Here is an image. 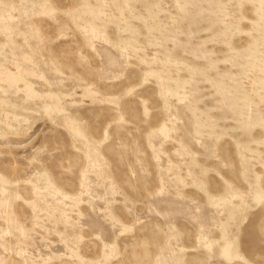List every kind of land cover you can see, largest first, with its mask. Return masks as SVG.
I'll return each mask as SVG.
<instances>
[{"label":"rangeland","instance_id":"rangeland-1","mask_svg":"<svg viewBox=\"0 0 264 264\" xmlns=\"http://www.w3.org/2000/svg\"><path fill=\"white\" fill-rule=\"evenodd\" d=\"M0 264H264V0H0Z\"/></svg>","mask_w":264,"mask_h":264}]
</instances>
